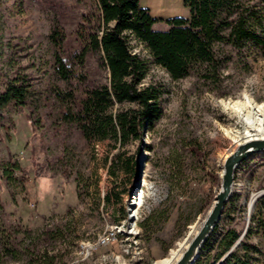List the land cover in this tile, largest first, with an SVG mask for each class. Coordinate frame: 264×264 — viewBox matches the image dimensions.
<instances>
[{
  "label": "rangeland",
  "instance_id": "374dc122",
  "mask_svg": "<svg viewBox=\"0 0 264 264\" xmlns=\"http://www.w3.org/2000/svg\"><path fill=\"white\" fill-rule=\"evenodd\" d=\"M140 4L158 20L156 31H168L167 20L190 14L185 0ZM89 14H98L94 0H0V93L18 72L31 78L39 95L23 112L0 104V171L9 162L24 170L0 183V225L19 239L17 255L4 252L0 244V264H32L27 248H34L35 255L48 251L58 264H153L167 258L179 243L191 241L215 201L225 158L240 144L229 131L244 134L240 118L222 102L248 97L264 103L261 48L217 44L216 72L196 67L173 81L132 37L133 52L150 65L144 85L162 89L163 117L145 128L142 145L127 147L126 156L139 151L135 175L121 202L107 206L105 195L116 183L120 191L126 175L111 174L110 159L117 150L88 142L75 125L62 121L68 102L61 103L55 92L70 87L55 72V47L49 39L54 29H62L64 56L79 51L78 30ZM86 59L84 88L108 83L110 72L98 54ZM227 204L212 241L234 227L241 242L232 250L247 242L259 250L253 255L256 262L264 264V152L239 166ZM122 206L124 218L115 221ZM118 228L122 233L117 240L97 246L100 235ZM26 229L33 231L34 242L19 232ZM59 230L65 240L55 237ZM217 264H225L224 258Z\"/></svg>",
  "mask_w": 264,
  "mask_h": 264
},
{
  "label": "trees",
  "instance_id": "16d2710c",
  "mask_svg": "<svg viewBox=\"0 0 264 264\" xmlns=\"http://www.w3.org/2000/svg\"><path fill=\"white\" fill-rule=\"evenodd\" d=\"M94 1L98 14L85 16L88 28L83 26L78 30L82 45L79 51L64 56L67 40L62 29H54L49 39L55 47V72L70 87L66 92L60 88L55 92L61 103L68 102L61 115L62 121L75 125L88 142L107 143L109 151L117 150L110 159L111 174L117 177L122 171L126 175L120 191L116 183L105 195L108 206L113 200L121 202V195L128 191V184L136 172L139 151L126 156L127 147L135 142L142 145L145 128H153L163 117L162 89L155 84L144 85L150 65L133 52L131 38L145 45L154 63L173 81L184 79L196 67L216 72L219 66L217 44L230 45L236 50L252 44L264 51V0H185L189 16L167 20L168 31L154 30L158 20L148 8L141 6L140 0ZM90 53L98 54L110 77L106 84L85 89L86 58ZM38 96L31 78L16 72L0 93V104H12L18 112H23L38 102ZM194 150L202 156L199 146ZM14 172L23 173L24 170L16 162L3 165L0 183L3 179L14 180ZM119 209L120 216L115 221L124 218L123 206ZM227 210L228 204L223 214ZM230 220L232 224L234 219ZM217 230L218 226L215 232ZM19 232L35 241L31 229ZM215 232L196 264H217L222 258L225 264H258L253 255L259 250L247 242L232 250L241 236L236 228L229 226L212 241ZM12 233L0 225V244L4 252L17 255L19 239ZM55 237L66 238L61 230ZM34 252V248L25 249L30 263L58 264L57 256L48 251L37 255Z\"/></svg>",
  "mask_w": 264,
  "mask_h": 264
},
{
  "label": "water",
  "instance_id": "95a60500",
  "mask_svg": "<svg viewBox=\"0 0 264 264\" xmlns=\"http://www.w3.org/2000/svg\"><path fill=\"white\" fill-rule=\"evenodd\" d=\"M264 152V140L250 141L239 145L226 158L223 164L220 190L215 196V201L207 214L200 230L192 238L187 249L183 252L176 264H195L199 258L200 250L211 238L218 226L226 204L233 192L234 178L237 169L251 156ZM236 243V246L239 244Z\"/></svg>",
  "mask_w": 264,
  "mask_h": 264
},
{
  "label": "bare ground",
  "instance_id": "6f19581e",
  "mask_svg": "<svg viewBox=\"0 0 264 264\" xmlns=\"http://www.w3.org/2000/svg\"><path fill=\"white\" fill-rule=\"evenodd\" d=\"M222 104L224 105L226 110L231 112V114H234L237 117H239L240 121L244 124L245 131L243 135L238 134V132H235V131L234 132L229 131V134L233 137L234 142L236 144L240 143L239 145H241V144H244L250 141L264 140V103L260 104V103L253 101L251 98L246 97L244 101H228V102L223 101ZM136 210H137V207L135 208V211ZM200 228L198 229V231L200 230ZM116 231L117 232H115V230L114 231L112 230L110 231L111 233L107 232L108 234L100 235L97 246L108 245L109 243H106L105 245H100V242H105L107 237L109 236H112V241L117 240L119 235L122 233V231L120 228H118ZM240 242H241V239H240ZM189 243H185V242L179 243L178 248L172 249L167 258L160 259L154 262L153 264H176V262L179 260V258L185 251V249H187ZM202 249L200 250V254H201Z\"/></svg>",
  "mask_w": 264,
  "mask_h": 264
},
{
  "label": "built area",
  "instance_id": "2783aa9c",
  "mask_svg": "<svg viewBox=\"0 0 264 264\" xmlns=\"http://www.w3.org/2000/svg\"><path fill=\"white\" fill-rule=\"evenodd\" d=\"M112 236L107 237L105 242H100V245H105L106 243H112Z\"/></svg>",
  "mask_w": 264,
  "mask_h": 264
}]
</instances>
